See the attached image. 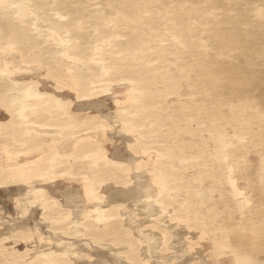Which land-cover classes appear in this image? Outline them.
<instances>
[{"label":"rangeland","instance_id":"1","mask_svg":"<svg viewBox=\"0 0 264 264\" xmlns=\"http://www.w3.org/2000/svg\"><path fill=\"white\" fill-rule=\"evenodd\" d=\"M13 2L23 8V14L15 13L18 5ZM136 6L150 10L129 11ZM195 6L189 0H0L1 20H14V37L23 46L33 47V55L25 54V61L0 65L1 118L8 116L4 104L10 101L13 79L20 83L34 79L40 89L71 99L70 111L78 110L81 100L91 98L106 100L102 108L112 114L116 107L121 112L123 107L142 105L126 110V117L131 118L129 131L122 127L121 118L110 119L111 124L106 127L81 129L80 134H91L95 146L86 142L77 146L67 143L68 129L55 134L64 140L57 150L75 155L71 162L56 168L54 179L40 176L37 165L27 169L25 176L37 184L49 182L48 185L60 188L55 194L64 207L54 206L44 212L37 200L33 202V194L28 207H21L16 205L15 196L19 193L16 185L0 189V264H264V259H259L264 255L260 254L264 250V181L260 179L264 147H258L259 132L245 127L250 121L257 128L264 127V115H253L252 105L240 93L219 92L227 84L213 81L207 74L203 81L206 94L203 98L197 96L202 77L198 75L201 66L196 62L195 43L187 48L184 27L177 30L175 22L166 21L170 14L180 17L185 14L184 10L174 11V7ZM133 26L138 27L136 31H132ZM51 29L56 31V40H47ZM155 31L171 32L173 36L166 35L162 47L148 48V40L158 39V42L162 37ZM64 36H69L70 42L60 41ZM104 36H110L113 41L104 51L113 57V64L130 71L127 76L131 74L142 80L144 87L139 98H133L129 83L116 81L110 93L83 98L73 90L72 86H81L85 81V71L100 72L101 66L90 62V56L97 51L94 45ZM176 41L180 42L179 46H175ZM6 49L21 53L11 47L0 49L1 53ZM187 54L193 57L191 65L187 64ZM208 67L210 63L206 62L203 68L208 70ZM239 87L247 90L243 83ZM6 93L8 96L4 98ZM113 96L120 100H114ZM215 98L219 99L213 102ZM41 108L38 116L31 115L40 120L61 116V111L52 110L49 105ZM133 110L136 112L132 113ZM231 119H237L241 127L236 130L253 135L256 144L252 152L245 143L238 156L229 158L238 186L254 195L243 214L230 204L232 192L224 177L227 169L215 157L218 145L215 136L233 129L225 123ZM11 136L29 139L10 145L11 151L32 146L31 152L27 149L19 154L3 153L0 149V156L11 162L40 153L36 147L49 138L36 130L26 135L23 126H19L0 141ZM126 139H134L135 145L140 143L135 149L142 151L138 155H143L144 160L129 157ZM96 147H102L100 153L127 164L117 170L99 160L97 178L105 179L104 184L87 193L82 190L85 180L79 178L81 174L61 171H90V160L82 154ZM149 161H162L159 166L164 173L161 175ZM248 172L254 173L251 179L257 185V190L249 188L253 193L245 186L250 177L241 178ZM93 178L87 182L95 186L97 182ZM130 179L131 183L126 181ZM109 188L134 191L119 199L126 200L125 203L107 209L106 216H100L102 221L97 218L101 210L94 211L97 214L86 213L87 207L105 204L101 196ZM65 189H75L81 198L66 203ZM87 214L89 218H85ZM23 222L37 227L20 231L12 225ZM7 226L11 228L7 230ZM242 226L250 234L244 233Z\"/></svg>","mask_w":264,"mask_h":264},{"label":"bare ground","instance_id":"2","mask_svg":"<svg viewBox=\"0 0 264 264\" xmlns=\"http://www.w3.org/2000/svg\"><path fill=\"white\" fill-rule=\"evenodd\" d=\"M189 1H194L196 6L186 9L174 7V11L184 10L185 14L182 17L178 14H170L166 21L175 22L177 30L184 27V43L187 48H191L192 44L195 43L196 62L198 66H201V68L198 69V75L202 77L201 81L198 82L197 96L203 98L206 94V87L203 81L207 74L213 81L221 82L224 85L227 84L225 87L221 88L223 92L220 90L219 92L222 94L240 93V96L242 98L246 97L248 102L252 105L250 110L253 115H264V0ZM13 4L17 3L13 2ZM17 5L18 8L15 9V13L23 14V8L20 7L19 4ZM148 10H150V8L141 6L129 8V11L132 12ZM57 14L62 17L65 16L60 12H57ZM177 24H179V26H177ZM181 24H183V26H181ZM194 24L196 26L195 29L193 28ZM137 28V26H133L132 31H136ZM154 33L157 36L162 35V37H160L158 42V39L156 42L148 40V48L162 47V42L165 43L166 41L165 36L168 34L173 36L171 32L160 34L159 31H155ZM154 33L151 32V35ZM54 36H56V31L51 29V34L47 36V40H56ZM70 40L69 36H64L60 39L63 43H68ZM112 43L113 41L110 36H104L99 43L94 45L97 51L90 56V62L95 61L100 65V72L93 74L92 72L87 73L85 71V81L83 84L81 86H72L74 88L73 90H76L78 95L83 98L97 93H110L112 91V86H114L113 81L117 83H129L130 86L128 90L132 93L133 98H139L141 96L140 90L144 87L142 80L131 74L127 76L126 73L130 71L118 69L112 62L113 57L104 52L112 46ZM139 43L140 42H138L137 45H139ZM175 43H177L175 46L180 45L179 41ZM172 46H174V44H172ZM206 52L209 53L206 54ZM192 59L193 57L191 54H187V64L191 65L193 62ZM206 62L210 63L208 70L203 68ZM113 74L114 77L112 76ZM72 75H69V77ZM110 76H112V78H110ZM123 80L126 82H123ZM241 83L246 85L247 90L244 91L240 89L239 85ZM216 99L219 98L213 99V102L216 101ZM116 100L118 101L120 99ZM136 107L141 108L142 105L134 104L132 107H123L120 110L122 115L126 116V114H128L126 110ZM217 111L219 112L220 109H217ZM135 112L136 110L132 111V113ZM231 113L234 114L233 112ZM225 123H228L229 128L232 127L233 129L231 131L228 130L225 134H217L215 136L218 140L217 154L215 157L220 160L227 169V174L224 177L227 178L229 191L232 192L230 204L234 209H240L243 214V210L252 203L254 195L243 192V189L241 190V187L238 186L236 179L232 175L234 165L230 163L229 158L231 155H235V157L238 156L241 150L244 149L245 143L249 145L253 152L256 145L255 137L251 134L238 132L236 129L241 127V125L237 119L227 120ZM245 127L255 129L259 132L258 147L263 148L264 127L257 128L254 121H250ZM185 158L188 157L185 156ZM160 162L154 163L149 161V164L150 166L152 165L156 171H161L160 174L162 175L164 172L159 166V164H162ZM157 174L160 175L159 173ZM251 176L253 177L254 173L248 172L241 178L250 177L251 179ZM260 179L264 181V163H262L260 168ZM246 180L245 186L248 187L247 189L252 187V189L255 188L257 190L256 181L252 179L250 181L249 178ZM249 190L252 191V193L254 192L251 189ZM160 193H162V190ZM153 202H156V200H153ZM117 206L118 205H111L105 208H95L89 210L87 213L94 211L99 212V210H101V214H98L99 217L97 216V218L100 219V216H106L107 209H113ZM87 215L88 216L85 215V218H89V214ZM83 222L84 221H82V223ZM241 228L242 230L244 229V233L248 234L249 230L247 229L245 231V226ZM244 239H246V236L243 238V241ZM262 253L264 254V250L260 252L261 255ZM259 259H264V255L259 257Z\"/></svg>","mask_w":264,"mask_h":264},{"label":"crops","instance_id":"3","mask_svg":"<svg viewBox=\"0 0 264 264\" xmlns=\"http://www.w3.org/2000/svg\"><path fill=\"white\" fill-rule=\"evenodd\" d=\"M14 20H1L0 18V49L13 48L21 53L8 52V49L4 50V53L0 51V65L11 64L16 62L25 61V54L31 53L33 55V47L31 44L22 45L21 41L14 37V29L16 25ZM31 41V40H30ZM31 43V42H30ZM4 74L5 72H1ZM18 79H13V86L9 89L10 93L4 94L9 97V102L4 104L6 106V111L8 116L6 118L0 117V138L4 135H8L14 128L23 126L25 134L28 135L33 133V130H36L37 133H44L49 135L48 139H45L40 143L36 150H39L40 153L34 155L33 157L27 158L22 161H8L7 158L0 156V189L3 187L16 185L19 193L15 196L17 201L16 205L21 207L27 206L30 203L31 196L33 194V202L38 201L39 204L44 209V212L49 208L54 206L64 207V203L60 201L59 197L55 194V191L59 190L56 185H48L49 182L39 183L26 177L27 169H31L30 166L37 165L40 169V176H49L50 180L54 179L56 174V168L58 166H65L68 162L72 161V156L75 154L71 151H58L57 148L64 140L59 139L54 136L55 134H61L63 130L68 131L66 142L71 143L72 145H79L84 142L91 143L92 146L94 143L93 140H90L92 137L91 134L85 133L80 134L81 129H91L95 127H106L111 122L110 119L121 118L123 122V128L129 131L128 126L130 124V117L122 115L121 112L117 110L112 114L111 112L104 111L102 108V102L106 100L91 98L80 101V107L78 110H69L72 100L64 99L62 94L54 92L52 90L40 89L38 87V81L20 83ZM114 100L118 99V96L112 97ZM111 99V98H110ZM43 105H49L52 107V110L61 111V116L59 119H55L54 116H48L43 120L33 117L31 114H37L43 110L41 107ZM67 116L66 119H64ZM130 121V122H129ZM8 140L10 142H8ZM7 141H0V149L3 153H16L26 151L31 152V147L24 149L20 148L18 150L11 151L10 145L15 144V142H27L25 136L21 138L11 136ZM127 147L130 149L129 157L134 158L137 161L144 160L143 155H138L140 151L135 149L134 139H126ZM11 143V144H10ZM95 146V145H94ZM134 149V151H133ZM143 150V149H142ZM102 147H96L90 151L82 154V157H88L90 160L89 168L90 171L83 172H74L66 169L61 172H70L74 175H80V179L85 180L83 183V189L87 193H90L93 189H97L103 186L105 179H98L97 166L99 165V160H103L111 169H123L127 164V161L116 159L113 156H110L106 153H100ZM98 157H95L98 155ZM119 154H116L118 156ZM14 157L13 159H15ZM92 161V162H91ZM60 173V172H57ZM26 177V178H25ZM94 177L93 180H96L97 185H91L87 180ZM24 178V179H23ZM76 178V177H74ZM131 183L130 180H126ZM25 182V183H24ZM54 182V181H52ZM64 198H66V203L68 201H75L76 198H81L80 194L77 193L75 189H65ZM134 190H117L114 188H109L107 194L102 192V202H105L104 205L95 204L93 207H87L88 210H85L87 213L89 210L95 208H105L111 205H121L125 203L126 200H119L125 195H130ZM109 193V194H108ZM87 196V195H86ZM88 197V196H87ZM104 199H106L104 201ZM85 200V199H84ZM1 210V209H0ZM45 215V213H43ZM78 222V221H76ZM14 228L20 231L33 230L37 225H33L23 222L21 224H12ZM11 226H7V230ZM6 230V231H7Z\"/></svg>","mask_w":264,"mask_h":264}]
</instances>
